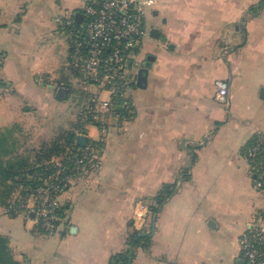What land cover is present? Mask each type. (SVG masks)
Returning a JSON list of instances; mask_svg holds the SVG:
<instances>
[{
	"label": "crops",
	"instance_id": "obj_1",
	"mask_svg": "<svg viewBox=\"0 0 264 264\" xmlns=\"http://www.w3.org/2000/svg\"><path fill=\"white\" fill-rule=\"evenodd\" d=\"M90 1L0 0V161L47 162L71 145L102 161L62 194L58 233L0 203V235L23 264H110L171 183L133 264H249L242 237L264 211L246 153L264 133V0H137L148 33L128 93L135 113L104 127L79 123L86 97L73 102L79 72L57 25L78 24Z\"/></svg>",
	"mask_w": 264,
	"mask_h": 264
},
{
	"label": "built area",
	"instance_id": "obj_2",
	"mask_svg": "<svg viewBox=\"0 0 264 264\" xmlns=\"http://www.w3.org/2000/svg\"><path fill=\"white\" fill-rule=\"evenodd\" d=\"M65 27L72 21H64ZM72 40L71 65L79 72V87L85 91V108L80 125L102 127L116 118L135 113L129 90L132 70L143 37L148 33L143 6L137 0H91L84 17L69 29ZM217 97L228 104L230 85L217 81ZM2 91L0 87V92ZM247 157L256 173L255 185L264 189V133L259 132ZM102 161L89 148L69 146L60 157L39 165L33 182L21 185L6 206L9 214H26L48 236L60 231L61 196L75 182L83 180L90 168ZM38 182V183H35ZM242 250L249 264H264V217H259L242 237Z\"/></svg>",
	"mask_w": 264,
	"mask_h": 264
},
{
	"label": "trees",
	"instance_id": "obj_3",
	"mask_svg": "<svg viewBox=\"0 0 264 264\" xmlns=\"http://www.w3.org/2000/svg\"><path fill=\"white\" fill-rule=\"evenodd\" d=\"M255 140L256 138L254 137L250 142V146L254 145ZM58 149L59 151L62 150L61 147ZM41 164H44V162L37 161L31 164L26 159L7 161L5 163L0 161V203L9 205L7 202L12 199V193L17 187L34 183L33 174ZM176 188V184L167 183L156 194L149 206L147 215L148 227L144 230H133L129 235L127 248L115 253L111 257L110 264H133L137 249L140 247L146 248L150 245L153 222L164 204L174 195ZM261 213L264 217V211ZM61 214L64 217V207ZM0 264H23L15 258L10 247L9 238L3 235H0Z\"/></svg>",
	"mask_w": 264,
	"mask_h": 264
},
{
	"label": "rangeland",
	"instance_id": "obj_4",
	"mask_svg": "<svg viewBox=\"0 0 264 264\" xmlns=\"http://www.w3.org/2000/svg\"><path fill=\"white\" fill-rule=\"evenodd\" d=\"M89 1V0H88ZM63 18V17H62ZM71 21H72V24L73 25H75L76 23H75V21L74 20H72L71 19ZM58 23H57V25L59 26V27H63V22H64V20L63 19H61V18H58V21H57ZM67 27V26H66ZM71 27H74V26H68L67 27V32H65V34L67 35V37L70 39V32H69V29L71 28ZM74 84V85H73ZM71 86H70V88H72V89H74V90H76L77 88H78V94H79V97L80 98H78L77 97V95H74V99H73V102H74V104H79L80 103V101H82L83 100V97L85 96V91H84V89H83V87H79V82H77V83H73ZM76 92V91H75ZM2 95V94H1ZM81 105H82V102H81ZM80 105V106H81ZM83 115H82V113H81V111L78 113V120H79V117H82ZM76 182V181H75ZM74 182V183H75ZM73 183V184H74ZM72 184V185H73ZM36 223V222H35Z\"/></svg>",
	"mask_w": 264,
	"mask_h": 264
},
{
	"label": "water",
	"instance_id": "obj_5",
	"mask_svg": "<svg viewBox=\"0 0 264 264\" xmlns=\"http://www.w3.org/2000/svg\"><path fill=\"white\" fill-rule=\"evenodd\" d=\"M77 17H78V15H77ZM150 61V60H149ZM150 63L148 62V65H149ZM262 91L264 92V88L262 89ZM86 140H87V137L86 136H81L80 137V139H79V144L80 145H85L86 144Z\"/></svg>",
	"mask_w": 264,
	"mask_h": 264
}]
</instances>
